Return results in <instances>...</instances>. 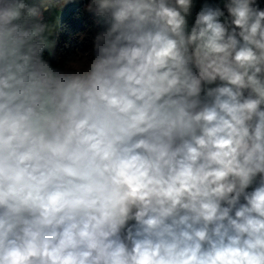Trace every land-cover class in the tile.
<instances>
[{
    "label": "clouds",
    "instance_id": "clouds-1",
    "mask_svg": "<svg viewBox=\"0 0 264 264\" xmlns=\"http://www.w3.org/2000/svg\"><path fill=\"white\" fill-rule=\"evenodd\" d=\"M0 264H264V0H0Z\"/></svg>",
    "mask_w": 264,
    "mask_h": 264
},
{
    "label": "trees",
    "instance_id": "trees-1",
    "mask_svg": "<svg viewBox=\"0 0 264 264\" xmlns=\"http://www.w3.org/2000/svg\"><path fill=\"white\" fill-rule=\"evenodd\" d=\"M79 15V5H76L69 10H67L66 14L63 17V21L71 27L73 31L81 29L84 27V23L81 19H78Z\"/></svg>",
    "mask_w": 264,
    "mask_h": 264
},
{
    "label": "rangeland",
    "instance_id": "rangeland-1",
    "mask_svg": "<svg viewBox=\"0 0 264 264\" xmlns=\"http://www.w3.org/2000/svg\"><path fill=\"white\" fill-rule=\"evenodd\" d=\"M74 6H76V5H73V6L69 7V8H66V9L64 10V12H63V17H64V15L66 14L67 10H69L70 8H72V7H74Z\"/></svg>",
    "mask_w": 264,
    "mask_h": 264
}]
</instances>
